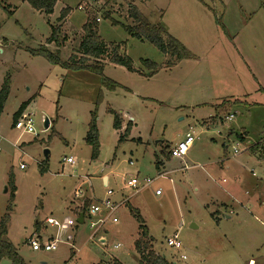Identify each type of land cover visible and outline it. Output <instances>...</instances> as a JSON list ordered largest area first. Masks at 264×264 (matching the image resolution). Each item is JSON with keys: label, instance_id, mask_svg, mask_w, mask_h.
<instances>
[{"label": "rangeland", "instance_id": "374dc122", "mask_svg": "<svg viewBox=\"0 0 264 264\" xmlns=\"http://www.w3.org/2000/svg\"><path fill=\"white\" fill-rule=\"evenodd\" d=\"M84 1L56 0L53 13L46 15L25 0H0V89L9 81L0 115V221L5 214L9 217L5 240L25 264H116L117 260L119 264H138L134 243L139 224L130 214L135 209L154 253L169 264H247L248 258L264 256V187L263 211L255 215L256 220L246 215V223L240 225L226 221L223 212L219 223L212 217L218 209L212 202L232 203L227 200L232 196L230 168L243 157L254 156L240 142L222 140L212 129L208 132L199 126L212 108L232 94L250 106L233 107L229 111L233 119L225 120L224 128H244L250 142L264 139V95L256 82L259 78L264 83V63L252 61V47H248L250 52L245 48L249 53L243 58L238 56L237 42L230 39L238 33L239 43L244 33L251 32L255 39L264 38V0H96L91 8L78 10ZM131 6L151 25L165 29L192 57L168 68L169 56L147 41L131 38L123 28L134 26L128 16ZM63 9L69 10L68 15L58 22ZM87 21H94L108 50L115 49L132 62L134 72L107 59L101 62L102 78L117 85L113 90L96 73L66 69L28 52L44 46L51 53L58 51L59 59L67 62L78 49ZM56 28L58 38H64L60 48L45 44ZM256 51L261 52L262 47L257 46ZM142 60L155 63L158 70L147 76ZM28 100L24 114L31 118L36 136L12 126L13 114ZM205 103L208 105L200 106ZM109 110L120 116V130L113 128ZM93 113L99 145L95 160L91 159V146L84 141ZM225 113L219 111L217 116ZM128 123L131 133L119 142ZM187 132L194 138L187 155L169 160L165 178H158L155 157L162 156L159 141L174 147ZM233 149L239 153L234 155ZM67 158L73 160L72 165L65 163ZM222 159L224 163L219 164ZM253 159L247 165L239 164L243 165L239 169L245 186L264 181V166ZM104 175L113 191L110 199L127 202L91 238L86 214L82 224L76 222V215L83 206L87 209L105 197ZM135 176L137 193L125 188ZM146 179L153 180L150 186L144 185ZM158 188L161 195L155 196ZM77 189L81 195L76 198ZM243 191L239 187L241 194ZM46 219L59 226L47 224ZM99 233L104 244L99 242ZM175 233L178 249L166 243ZM37 235L43 241L57 239L56 248L33 251L29 240ZM117 244L119 249H114ZM0 264L11 262L3 259Z\"/></svg>", "mask_w": 264, "mask_h": 264}, {"label": "trees", "instance_id": "16d2710c", "mask_svg": "<svg viewBox=\"0 0 264 264\" xmlns=\"http://www.w3.org/2000/svg\"><path fill=\"white\" fill-rule=\"evenodd\" d=\"M33 9L38 12L50 15L53 13V8L56 0H25ZM69 10L63 9L58 17V22H61L68 15ZM128 16L132 19L134 26L123 27L125 31L131 36L139 41H147L149 44L154 46L161 54L169 56L170 61L166 63L168 68L174 66L176 63L183 60H188L192 57V54L175 38L170 36L165 29L159 25H151L133 6L128 9ZM106 17H108L106 15ZM115 25V24H114ZM83 38L75 51V54L68 58L67 62H62L59 59V52L51 53L46 47L40 46L36 50H28L29 54L32 56H40L46 59L49 63L54 65H61L66 69H82L96 73L101 76V62L103 60H109L110 63L117 66L125 68L129 72H134L132 62L126 56L118 55L115 49L108 50L103 42L100 40L96 25L94 21L86 22L83 26ZM64 38H58V28L52 29L51 35L46 39L45 44H53L55 47L60 48ZM110 51V52H109ZM92 60V61H91ZM92 64H86L90 63ZM142 66L148 71L147 76H152L157 70L158 66L148 60L141 61ZM102 83L113 90L117 85L106 79L102 78ZM8 84L9 81L3 83L0 89V115L3 111L4 103L8 95ZM30 103V100L22 103L18 110L12 116V126L16 123L17 119L24 113L26 107ZM228 103H223L220 107L224 110L228 107ZM109 113L113 116V128L115 130H120L122 127V120L119 115L114 111L109 110ZM131 129V123H128L124 129V134L119 137V142L124 140L126 136L129 135ZM98 133L96 128V114L91 115V119L88 123V129L85 134L84 141L86 144L91 146V159L95 160L98 156ZM259 145H255L252 149L257 150ZM165 148L161 153L164 154V158H170L169 152L167 153ZM159 161L156 160L155 168L159 169ZM42 170H45L43 167ZM9 185L11 186L12 193L15 191L13 185V179L10 177ZM10 208H8L9 210ZM83 211L85 212L86 206H83ZM130 214L138 222L139 237L134 243L135 251L139 257L138 264H169L164 257L156 255L152 249L151 238L148 236L146 227L143 225V220L139 215V212L135 209H130ZM8 214H5L0 221V261L3 259H8L11 264H25L23 260L17 254L16 249L12 244L5 240L7 234V222ZM116 264H119L118 262Z\"/></svg>", "mask_w": 264, "mask_h": 264}, {"label": "crops", "instance_id": "0c3cea01", "mask_svg": "<svg viewBox=\"0 0 264 264\" xmlns=\"http://www.w3.org/2000/svg\"><path fill=\"white\" fill-rule=\"evenodd\" d=\"M243 12L248 13V14L252 13L250 11L246 12L244 9H243ZM244 27H247L246 24ZM225 30H226V28H225ZM254 34H255L254 32L244 33L240 37L239 43L236 40L237 36L239 35L238 33H234L233 36L230 37V39H231V42L232 41L237 42V44L235 46V51L237 52L238 56H241L243 58L242 55H245L244 53L247 52V50L245 48H247L250 52L251 48H248V47H252V49H253L252 50V53H253L252 61L256 60L258 63H264V41H263L264 38L263 39H260V38L255 39ZM227 36H228V34H227ZM257 46L262 47L261 52L256 51ZM249 52H247V53H249ZM181 62L176 63L171 68L175 67L176 65H178ZM139 72H140V74H143L141 71H139ZM256 82H257V85L259 86L258 91L262 95H264V83L259 78H256ZM225 97H227V98H225L221 104L228 103L229 104V106H228L229 110L227 111L228 107H226L223 110L220 107L221 104L216 105V108H212V110H211L212 111L211 113H213V114L211 115V113H208L206 119H201L202 123H200L199 126L206 129V131H208V132H209V129H212V131H214L216 136L218 135L222 140L226 139V141H229V139H232V140L240 142L242 145L246 146L245 150H247L249 152V154H251V156L253 155L254 157H256L258 165L260 166V164H262L264 166V139L261 138L262 141L259 140L256 143L250 142L248 133L245 132V130H243L244 128H240L239 131H234L233 128H227V127L224 128V125H223V123L225 124L226 117L228 115H230L229 113H231L229 111L233 107L250 106V103L245 101V100H241L240 98H236V97L232 96V94H229ZM253 104H255V103H253ZM204 105H208V104L205 103V104H201L200 106H204ZM219 111H220V113L226 112L224 114V117L217 116V114H219ZM215 116H217L219 119H216ZM130 133H131V130H130ZM186 134H189V132H187ZM189 135H191V134H189ZM157 143H158V141H157ZM159 144H160V147H162L161 152L166 148L167 149L166 151L168 153L169 150L171 148H173L172 146H166L162 140L159 141ZM255 145H259V148L257 150L252 149V147H254ZM224 149L225 150L228 149V146H224ZM238 153H239V151L237 152V154ZM241 153H244V151H241ZM237 154H234V155H237ZM225 157L226 156L224 154L222 158H225ZM254 157H243L242 160L239 162V164L244 163L247 165V164H249V161L252 160ZM156 160L159 161V164H160L159 169L158 170L156 169L157 174H158L157 177L159 175L167 174L166 173L167 171H165V170H167L168 161L171 160V158L165 159L164 154H162V156L160 158L155 157V162H156ZM223 160L224 159L219 160L218 163L223 164L224 163ZM255 162L256 161H254V163ZM239 164L232 166L230 168V173H229V176L231 178V185H230L229 191L232 192V196L230 197V199H227V200L232 202V203L228 204L229 202H218V203L212 202V204L214 206H216L218 209H221V211H218V209H216V212H214L212 214V217L214 219H216L218 221V223H219V217L218 216L221 214V212H223L224 219L226 221H228V222L234 221L235 223L241 225V224L246 223V215L250 216L251 219L256 220L255 215L259 214L258 212L262 213V211H263V210H261L262 206H263V204L261 203V199H262V188L264 187V181L259 179V180H256L255 182H252V184L245 186L244 181L241 178V173H242L241 171L242 170L240 171V169H239V167H242L243 165H239ZM174 172L175 171L170 170L168 173L174 174ZM214 174H215V172H214ZM170 175L168 174L167 176L170 177ZM263 175H264V170H263ZM164 178H165V176H164ZM170 180L171 179H169V181ZM102 182H103V187L108 188L109 177L104 175L102 177ZM239 187H244V191L242 192V194L239 192ZM158 189H160V188H158ZM81 208H82V206L80 208H77V209H81ZM240 210H241V212H240ZM85 214H86V218L88 219L89 213L84 212L83 221H84ZM78 215L79 214L76 215V219H77ZM263 216H264V214H263ZM192 228H193V226H192ZM99 234H101V233H99ZM138 235H139V230H138ZM36 239L39 242L53 241L49 238L46 241H43L41 236H39V235H37ZM99 241L101 244L105 243V238L102 234L99 235ZM116 262H119V261L117 260ZM246 263L247 264L264 263V256H261L258 258H248ZM101 264H104V262H101Z\"/></svg>", "mask_w": 264, "mask_h": 264}, {"label": "built area", "instance_id": "2783aa9c", "mask_svg": "<svg viewBox=\"0 0 264 264\" xmlns=\"http://www.w3.org/2000/svg\"><path fill=\"white\" fill-rule=\"evenodd\" d=\"M94 4H96V0H85L84 2H82V4L78 6L77 9L80 11H85L87 8H91ZM96 21L99 22V19L97 18ZM232 119H233V115L231 114L226 117L227 121H231ZM14 129L20 131L23 134L26 133V134H32L36 136L31 118L29 117V115H26L24 113L17 119L16 123L14 124ZM193 142H194V138L191 135L186 134L183 141L179 142L178 144H176L173 148L169 150L170 158L182 160L187 155ZM233 154H237L236 149H233ZM64 161L65 163L69 165L73 164V160L71 158H67ZM129 164L132 165L131 162H129ZM164 176H165L164 174L159 175L158 178H164ZM152 181L153 180L146 179L144 185L150 186ZM138 182L139 181L136 176L132 177L126 182L125 188L133 190L135 193H137L139 190ZM106 189L107 190L105 193V197L102 200L94 204H91L88 207V210L86 209L89 213L88 214V227L92 231L91 238L95 236L98 233V231H100L104 223L109 219L110 216H112L115 213L116 209L122 205H125L127 202L126 199H122L119 202L112 201L110 198L113 195V191L108 188ZM80 195H81V191L80 189H77L74 192V196L77 198ZM154 195L160 196L161 191L159 189H156L154 192ZM116 222L117 220L113 218L112 223H116ZM46 223L49 225L56 226V227L59 226L58 223L54 221L53 219H46ZM178 239L179 237L177 233H175L172 237L167 238L166 240L167 246L171 248H175V249L180 248V242ZM57 243H58L57 239L50 241V242H39L36 238L29 240V245L33 251L49 252L56 248ZM119 247L120 245L117 244L113 248L119 249Z\"/></svg>", "mask_w": 264, "mask_h": 264}, {"label": "water", "instance_id": "95a60500", "mask_svg": "<svg viewBox=\"0 0 264 264\" xmlns=\"http://www.w3.org/2000/svg\"><path fill=\"white\" fill-rule=\"evenodd\" d=\"M47 128H48V121H47V119H45V120H44V123H43V129L46 130ZM47 154H48V152L45 151V152H44V156L46 157ZM83 215H84V211H83V209H82V211L79 213V215H78V217H77V219H76V222H77L78 224H82V223H83Z\"/></svg>", "mask_w": 264, "mask_h": 264}]
</instances>
